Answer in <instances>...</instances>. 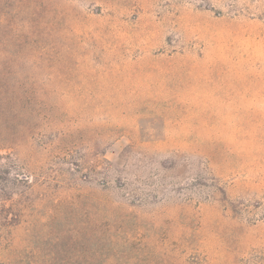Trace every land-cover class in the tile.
I'll use <instances>...</instances> for the list:
<instances>
[{"label": "rangeland", "instance_id": "obj_1", "mask_svg": "<svg viewBox=\"0 0 264 264\" xmlns=\"http://www.w3.org/2000/svg\"><path fill=\"white\" fill-rule=\"evenodd\" d=\"M0 153V264H264V0H0Z\"/></svg>", "mask_w": 264, "mask_h": 264}, {"label": "trees", "instance_id": "obj_2", "mask_svg": "<svg viewBox=\"0 0 264 264\" xmlns=\"http://www.w3.org/2000/svg\"><path fill=\"white\" fill-rule=\"evenodd\" d=\"M33 201L30 177L17 167L11 157L0 153V250L6 251L12 245L13 231L30 221L32 215L29 210ZM180 264L189 263L183 260Z\"/></svg>", "mask_w": 264, "mask_h": 264}]
</instances>
